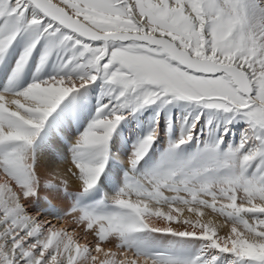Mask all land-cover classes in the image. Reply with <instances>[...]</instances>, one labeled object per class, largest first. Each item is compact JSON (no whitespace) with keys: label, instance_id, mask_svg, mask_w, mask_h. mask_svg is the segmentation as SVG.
I'll use <instances>...</instances> for the list:
<instances>
[{"label":"snow or ice","instance_id":"1","mask_svg":"<svg viewBox=\"0 0 264 264\" xmlns=\"http://www.w3.org/2000/svg\"><path fill=\"white\" fill-rule=\"evenodd\" d=\"M0 264H264V0H0Z\"/></svg>","mask_w":264,"mask_h":264},{"label":"bare ground","instance_id":"2","mask_svg":"<svg viewBox=\"0 0 264 264\" xmlns=\"http://www.w3.org/2000/svg\"><path fill=\"white\" fill-rule=\"evenodd\" d=\"M205 219H212L218 225H223V227L220 230L221 231V234L226 233L230 229V225L224 223V218L223 217H219L216 214L211 213L210 210H206V217H205ZM58 226H59V224H58ZM106 246H111V245H106Z\"/></svg>","mask_w":264,"mask_h":264},{"label":"rangeland","instance_id":"3","mask_svg":"<svg viewBox=\"0 0 264 264\" xmlns=\"http://www.w3.org/2000/svg\"><path fill=\"white\" fill-rule=\"evenodd\" d=\"M53 222H56V221H53Z\"/></svg>","mask_w":264,"mask_h":264}]
</instances>
